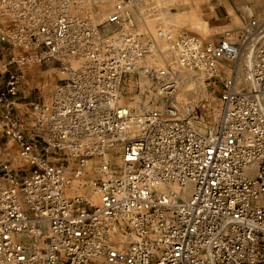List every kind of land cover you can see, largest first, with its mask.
Wrapping results in <instances>:
<instances>
[{"label": "built area", "instance_id": "obj_1", "mask_svg": "<svg viewBox=\"0 0 264 264\" xmlns=\"http://www.w3.org/2000/svg\"><path fill=\"white\" fill-rule=\"evenodd\" d=\"M131 1L93 26L78 0H0L11 53L0 71L2 128L19 150L16 163L9 151L0 161V264H264V20L245 22L237 41L158 31L152 39L175 63L157 70L140 66L155 42L121 31ZM52 64L65 78L26 128L9 114L22 69ZM176 69L221 85L214 126L199 129L195 107L175 103ZM137 72L160 83L163 109L121 105ZM91 158L100 201L86 207L66 189ZM187 184L188 196L166 192ZM42 227L38 252L27 238Z\"/></svg>", "mask_w": 264, "mask_h": 264}, {"label": "rangeland", "instance_id": "obj_2", "mask_svg": "<svg viewBox=\"0 0 264 264\" xmlns=\"http://www.w3.org/2000/svg\"><path fill=\"white\" fill-rule=\"evenodd\" d=\"M78 1V8L90 17V23L93 26H99L103 23L119 2V0H112L108 6H103L101 0ZM128 9L129 15L125 14L123 29L140 35L145 44L155 42V52L151 56H145L140 66L157 70L173 68L175 63V57L169 52L168 45L152 39L158 31L170 33L173 39L187 33L199 36L206 41H217L222 38L237 41L239 31L245 22L253 18L264 20V0H137L129 4ZM0 45L5 46L1 43ZM9 52L7 51L6 55H0V61L3 60L0 63L1 67L8 62L11 55ZM47 66L23 68L22 83L15 98L19 97L21 87L26 80H30L28 87H26L27 97L45 98L39 103L48 100L56 87L63 82L65 75L58 69L57 64H52L51 69ZM176 70L177 74L185 77H180L178 80L175 76L177 86L175 98H173L175 103L179 106L190 104L195 107L199 129L205 130L214 126L218 122L220 114L221 85L206 79L199 72ZM225 74H228V70ZM6 80L5 75L0 76V83L4 84ZM189 88L190 91H186ZM160 91V83L157 80L137 72L128 76L122 83L120 103L135 111L140 109L143 112L160 110L167 105V99L160 95ZM33 103L30 107V113L23 117L15 115L12 106L9 110L12 120L29 128L33 120L32 108L37 102ZM138 103L141 107L139 110L135 108ZM11 143L13 148H17L14 142ZM0 145L2 146V144ZM2 148L7 149L4 146ZM18 151L17 148L15 163L16 160H19ZM62 155L67 165L70 164L67 156L64 153ZM112 163L113 167H118L121 163L120 158L114 156ZM76 164L78 165V163L73 162L71 167H77ZM98 164L99 159H89L84 168L85 170L88 169V174L85 171L86 176L80 177L78 175L74 179L68 180L70 184H67V197L78 196L83 198L86 207L98 204H90L86 199V192L94 189L92 180L95 178V169ZM0 170L2 175L1 167ZM93 264H99V262Z\"/></svg>", "mask_w": 264, "mask_h": 264}, {"label": "crops", "instance_id": "obj_3", "mask_svg": "<svg viewBox=\"0 0 264 264\" xmlns=\"http://www.w3.org/2000/svg\"><path fill=\"white\" fill-rule=\"evenodd\" d=\"M7 51L8 50H7V48H5V46H1L0 55H6ZM2 62H3V60L0 61V63H2ZM0 71H1V66H0ZM3 79H4V76H3ZM29 81L26 80L25 84L22 85L21 93H20L19 97L13 99L14 100L13 108L15 110L14 114L19 116V117L26 116L27 114L30 113V107H31V105L34 104L33 102L39 103L42 100H45V98H28L27 97L26 87H28ZM4 114H5V111H4L3 107L0 106V144H2V146H4V147H7V149H4L5 153H3L2 156H0V161L6 158V156H7L6 152H8V151H9V154L14 158L17 155V148H15V147L13 148V144L8 140L7 137H5L3 135V128H2L3 123L2 122L4 121ZM0 178H1V170H0Z\"/></svg>", "mask_w": 264, "mask_h": 264}, {"label": "bare ground", "instance_id": "obj_4", "mask_svg": "<svg viewBox=\"0 0 264 264\" xmlns=\"http://www.w3.org/2000/svg\"><path fill=\"white\" fill-rule=\"evenodd\" d=\"M133 1H137V0H133ZM133 1H131L129 4H131ZM79 2V1H78ZM112 2V0H101V4L103 5V6H108L110 3ZM129 4H127L125 7H124V10H123V16L125 17V14H128L129 15V9H128V5ZM107 19V18H106ZM108 27V26H107ZM108 28H110V27H108ZM110 30L109 29H106V32H109ZM123 33H126V32H128V31H125L124 29H122L121 30ZM238 71H240V70H238ZM239 73V75L242 77V72H238ZM175 76H176V78L178 79V80H180V77H185V76H182V75H180L179 73L177 74H175ZM175 78V77H174ZM186 91H190V88L189 89H187ZM177 100V99H176ZM177 103H178V101H177ZM135 108L137 109L138 108V110L141 108L140 106H139V103L138 104H136V106H135ZM142 110L140 109L139 111H138V113H140ZM192 185L191 184H187L186 185V187L185 188H183V187H180L179 185H173L172 187H171V189L170 190H167L166 192L167 193H170V192H174V193H178V194H180V195H182V196H188L191 192H192ZM81 200H83L84 201V199L83 198H81V197H79ZM86 199H87V201L90 203V204H96V203H99V201H100V198H99V195H98V192L96 191V190H94V189H90L88 192H86ZM45 233H47V228H44V227H42V235L41 236H30L29 238H27V241L29 242V244L33 247V250L34 251H40V250H42L43 249V247H44V241H43V235L45 234ZM32 238H34V239H32ZM122 241H123V239H121Z\"/></svg>", "mask_w": 264, "mask_h": 264}]
</instances>
